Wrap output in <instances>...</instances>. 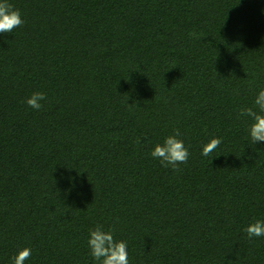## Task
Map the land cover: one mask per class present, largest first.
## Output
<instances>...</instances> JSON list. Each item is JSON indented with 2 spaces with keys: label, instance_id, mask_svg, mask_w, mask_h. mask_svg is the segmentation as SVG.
Listing matches in <instances>:
<instances>
[{
  "label": "trees",
  "instance_id": "16d2710c",
  "mask_svg": "<svg viewBox=\"0 0 264 264\" xmlns=\"http://www.w3.org/2000/svg\"><path fill=\"white\" fill-rule=\"evenodd\" d=\"M8 2L25 23L0 33V264H98L96 225L129 264H264L244 231L264 220V142L240 115L259 112L264 0ZM175 129L179 172L150 154Z\"/></svg>",
  "mask_w": 264,
  "mask_h": 264
},
{
  "label": "clouds",
  "instance_id": "9594fccd",
  "mask_svg": "<svg viewBox=\"0 0 264 264\" xmlns=\"http://www.w3.org/2000/svg\"><path fill=\"white\" fill-rule=\"evenodd\" d=\"M25 21L21 18L18 9L8 2L0 0V33H11L15 28L22 26ZM44 92H33L25 99V103L32 109L39 111L46 100ZM254 105L259 112L253 108H244L240 110L241 116L251 118L252 123L248 126V135L252 143L264 142V88L260 89L255 96ZM181 133L178 129L174 130L172 135L164 138L163 143L154 145L151 156L158 159L165 168L171 167L174 172H179L180 164H186L188 161V149L184 142L179 139ZM139 143V138H137ZM220 138H211L202 146V155L210 156L220 145ZM248 237L264 236V220L255 219L244 229ZM114 230H105L102 225H96L89 230L88 246L90 254L98 264H129L127 241H121L114 238ZM32 250L29 247H23L11 258L12 264H25V261L31 257Z\"/></svg>",
  "mask_w": 264,
  "mask_h": 264
}]
</instances>
